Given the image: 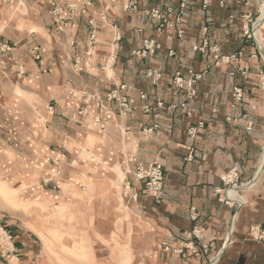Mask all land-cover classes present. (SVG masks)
<instances>
[{"label":"crops","instance_id":"crops-1","mask_svg":"<svg viewBox=\"0 0 264 264\" xmlns=\"http://www.w3.org/2000/svg\"><path fill=\"white\" fill-rule=\"evenodd\" d=\"M203 1L186 0L182 10L180 0H0V8L9 4L24 13L14 11L0 33V45L8 48L0 49V182L47 208L29 214L0 208V224L19 249L12 264H74L59 252L66 242L50 255L30 225L63 232L68 222L52 215L64 218L67 210L88 247L86 264H160L163 245L185 242L207 256L187 264H244L247 250L263 247L250 231L264 230L258 165L264 109L256 102L263 96L252 78L264 77V30L253 43L241 22L242 15L256 14L260 1ZM155 11L165 24L153 18ZM147 39L158 48L141 55ZM204 40V52L195 50ZM211 47L240 59L219 67ZM152 71L160 74L156 82ZM187 71L201 76L191 96L172 84L176 72L186 78ZM119 87L131 109L125 117L104 98ZM237 88L240 102L233 97ZM95 117L106 118L102 129L92 127ZM153 125L148 137L143 130ZM102 161L108 169L100 168ZM154 161L164 170L161 197L153 201L137 183V198H123L122 184L135 165ZM230 168L242 181L254 177L256 188L241 200L234 191L243 202L225 205L215 191ZM86 169L93 171L87 177Z\"/></svg>","mask_w":264,"mask_h":264},{"label":"built area","instance_id":"built-area-1","mask_svg":"<svg viewBox=\"0 0 264 264\" xmlns=\"http://www.w3.org/2000/svg\"><path fill=\"white\" fill-rule=\"evenodd\" d=\"M241 1H247V0H241ZM260 3L263 2V0H259ZM185 2L186 0H180V9H184L185 7ZM203 4H206V0L203 1ZM223 3L220 2L219 5L221 6ZM131 10H133L134 5L129 7ZM153 18L157 21L160 22L161 25L165 24V18L161 15V13L155 11L152 12ZM175 21H178V18L176 17ZM242 33L244 37L247 39H251L253 43H256V38L257 35L255 32L257 27H260L261 25L258 24V20H255V22H251V14L246 13L242 15ZM170 26V25H169ZM181 35L182 32H179ZM258 44V43H256ZM94 45V35H91L89 38V46ZM208 47V44L206 40L202 42L201 47H195V50L199 52H204V49ZM158 46L154 43V41L151 40H144L142 42V48L139 49V53L141 55L146 54L149 52L150 54L153 53ZM1 51H7L8 48L6 45H0ZM210 51L214 54L213 59L216 62V65H219L220 63L224 64H231L233 62H238L240 59V54H231V55H219L218 54V49L216 47H211ZM37 60L39 59L38 56L35 57ZM149 77H153V82H156L160 78V74L156 71H152L148 73ZM201 79L200 74L193 73L191 71H187L186 73V78H183V74L176 72L173 77V86L175 89H188L187 96H191L194 93V85ZM124 87H119L116 90L110 92L108 95H106L104 98L108 103H114L115 106L117 107V115L121 117L127 116L131 109L129 105V100L118 93V90H122ZM241 90L239 88L234 90L233 97L235 98L236 102H240L242 99L241 96ZM140 99L144 98L143 94L139 95ZM92 99H96L94 96H92ZM98 100V99H96ZM102 106L100 104V100H98V104L96 105V108H100ZM158 106H161V103L158 104ZM144 110L147 112L148 108L144 107ZM106 118L103 117H95L93 120V126L102 129L104 127ZM157 125H153L150 128H146L143 130V133L146 134L148 137H151L154 133V130L156 129ZM199 128H202V124H198ZM188 133L190 135L195 134V129L194 128H189ZM238 179V173L235 168H232L224 177L220 178V182L222 184L230 183V185L235 186L233 183H236ZM164 170L162 169L161 165L157 163L156 161L154 162H149L147 164L143 162H138L134 169L133 172L131 173V180H126L122 184V197L127 198V199H136L137 194L133 193L132 194V184H140L143 190V194L151 199L153 201L159 199L161 195L163 194L164 190ZM249 184V185H248ZM247 187L250 186V183L246 184ZM192 247V245H191ZM19 259V249L14 241L13 235L11 232L8 230L6 226H3L0 224V260L12 264V263H17Z\"/></svg>","mask_w":264,"mask_h":264},{"label":"rangeland","instance_id":"rangeland-1","mask_svg":"<svg viewBox=\"0 0 264 264\" xmlns=\"http://www.w3.org/2000/svg\"><path fill=\"white\" fill-rule=\"evenodd\" d=\"M263 3L264 2H261V3L258 4L259 6L257 7L258 11L256 12V14H251V22H255V20H258V21L260 20L261 9L263 8ZM8 5L9 4H7V5L2 4V8L3 9L6 8L7 10H3L2 8H0V16L8 18L9 15L7 14V12H9V11H16V13H18L19 15L24 16V13L22 12L23 11L22 8H19L17 6H15L16 8H13V7H11V5H9V6ZM241 22H242V16H241ZM259 25H261V26L257 27L255 32L258 31L257 32V36L259 37V39H261L260 36H261L262 30H264V25H262V24H259ZM249 40L252 41L251 39H249ZM259 41L260 40H258V42ZM222 64H224V63H222ZM222 64L220 63L217 66L221 67ZM244 71H245V69H244ZM252 78H254L253 81L256 80L255 81V83L257 85L256 87H257V89H259L261 91V93H262L261 96H263L262 99L258 98V100L256 102L257 103H261V105L263 106V109H264V77L260 78V76H259V78H255V77H252ZM250 126L251 125H248V127H250ZM92 127H93V125H92ZM261 130L263 131V134H264V120L262 122ZM263 149H264V146H263ZM261 153L262 154H261V156L259 158L258 165L260 163L261 157L264 154V150ZM262 167H263V170H264V166H262ZM231 169L232 168H230L224 174H222L219 177V179L221 177H224ZM235 169H236V171L238 173L237 182L233 183L235 186L230 185V183L222 184V182H221L222 188L217 189L215 191V195H217V201L219 203H222V204H225V205H230V204L233 203V200L235 202V199L238 200L239 203H242L243 201L242 202L240 201L241 197L244 194H250L251 195L252 189L256 188V184H255L256 179H254V177L251 178V179L242 181L237 168H235ZM82 173L85 174V176H86V171L85 172L83 171ZM261 173L263 174L262 170H261ZM260 175H259L258 178H260ZM24 176H26V175L24 174ZM31 179H34V177H31ZM247 183H250V186L247 187V185H246ZM13 187H14V185L13 186L12 185L9 186V188H13ZM230 190L235 191L237 193V196L240 198V200L238 198H236V197H229L228 191H230ZM18 199H20L22 202H25V205L24 206L20 205L21 207L16 205L15 204L16 201H20ZM28 204H29V206H28ZM0 208H10L11 210H16V211L20 210V211H23L24 213H28V214L31 213L36 208L37 209L39 208V209H42V210H47V208L43 209L41 207H38L35 198H32V197L30 198L28 195L24 194L23 192H18V195H13V197L8 198L5 194L3 195V191L2 190H0ZM71 211L72 210H67V212L64 215V218H61V217L56 216V215H52V216H54V221L58 218L60 221L61 220L62 221L65 220L66 222H68V224L63 222V224H67V225H65V227H66V229H64L65 231H63V232H65L64 234H63V232H61V229H57L56 225L53 227V229L50 228L48 230L47 229H39V227H37L34 223H32L30 225L34 229V231L38 234V236L41 238V240H44V239L46 240V241L44 240L43 243L45 244L46 249L49 252V254H50V252H52L53 254L52 253L51 254L55 255L57 253V250H56L55 246L56 245H62V243L66 242L67 243V247H69L71 245L72 248L70 250H66L64 247H62L61 250H60V253L62 255H65L67 257H71L72 259H74L76 261V262H74V264H86L87 261H86L85 257L82 256V254H86L85 250L88 249V247L87 246L85 247L83 237L80 236V235H77V233H75V227L73 225H71L72 221L74 220L73 211L72 212ZM254 230L250 231V237L252 238V240L255 243L262 244L263 247L262 248L257 247L255 250H247L246 254L249 257V260L245 261L244 264H264V230L262 229V232L261 231H257L256 232ZM42 238H44V239H42ZM75 238H80V241H75L74 240ZM193 238L196 239V241L199 242V243L202 241V239L199 238V237H193ZM48 241H50L49 244H48ZM70 241H72V242H70ZM77 242L80 244L81 248L82 247L84 248L83 251H81V249L78 251V250L73 248V247H75V244ZM188 242H192V240H189ZM185 244L184 245H179V246H174V247L170 246L168 244L163 245L162 248H161L162 253L157 257L158 260H159V263L160 264H172L174 262L175 264H187L188 260L191 259L192 256H194L196 258H201V259L203 257H207L204 253L203 254H199L198 250L195 249V246H192V247L191 246H187L190 243H186L185 242ZM183 249H184V251H185V249L186 250L187 249L190 250L191 251V256L185 255L184 252L182 253ZM157 258H153V259L156 261ZM215 261L216 260H213L212 262L214 263ZM134 264H138V262H135Z\"/></svg>","mask_w":264,"mask_h":264},{"label":"bare ground","instance_id":"bare-ground-1","mask_svg":"<svg viewBox=\"0 0 264 264\" xmlns=\"http://www.w3.org/2000/svg\"><path fill=\"white\" fill-rule=\"evenodd\" d=\"M263 2H264V0H263ZM8 15H9V17H10V19L9 20H7V21H4L3 19H0V33H2V31H3V29L7 26V24H9V22L10 21H13V18L15 19V12L14 11H10L9 13H7ZM8 19V18H7ZM258 24H262V25H264V3H263V8L261 9V16H260V20L258 21ZM22 24L21 23H16L15 24V26L18 28V27H22L21 26ZM258 32V31H257ZM35 107V106H34ZM44 120V119H43ZM83 152H85V151H83ZM8 155H10L9 153H8ZM11 156V155H10ZM15 158H16V156H14ZM18 159H20L19 157H18ZM263 164H264V154H263V156L261 157V159H260V163H259V169L261 170L263 167ZM101 167H104V168H106V169H108V167L109 166H107V164L106 163H104L103 161L101 162V166H100V168ZM87 173L88 172H93L91 169H86L85 170ZM84 171V172H85ZM260 173V172H259ZM27 175V174H26ZM34 175H37L36 174V172L35 173H33V174H31V176H34ZM118 175H119V177H121V176H123V174L121 173V172H119L118 173ZM31 176H30V178H31ZM86 177H87V174H86ZM4 182V181H3ZM87 184V183H86ZM245 185V184H244ZM87 186H89V185H87ZM117 188H118V186H117ZM0 190H2L3 191V195L5 194L8 198H11V197H13V195H18V192H20V190H18L17 188H14V189H11V188H9V187H7L4 183H2V182H0ZM118 190H119V188H118ZM5 191V192H4ZM234 193V191H232V190H230V191H228V195H229V197H233V194ZM236 196V195H235ZM18 200H20V199H18ZM125 200V199H124ZM16 205H18V206H24L25 205V202H22L21 200L20 201H16V203H15ZM20 206V207H21ZM27 206V205H26ZM28 206H29V204H28ZM24 208V207H23ZM26 209V208H25ZM27 211V210H26ZM62 209L61 208H59L58 209V214H61L62 213ZM72 238V237H71ZM42 239H44V238H42ZM45 240V239H44ZM44 240H42V241H44ZM46 241V240H45ZM49 242L50 241H48V244H49ZM54 246V245H53ZM83 246V245H82ZM49 247V246H48ZM56 247V246H55ZM54 247V248H55ZM66 250H70L72 247H64ZM74 249H76V250H80L81 249V251H83L84 250V248L82 247L81 248V246H80V244L77 242L76 244H75V247H73ZM86 251V250H85ZM60 252V251H59ZM52 252H50V254H51ZM53 254V253H52ZM57 254V253H56Z\"/></svg>","mask_w":264,"mask_h":264}]
</instances>
